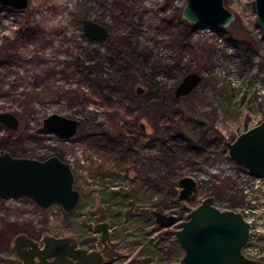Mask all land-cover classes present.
<instances>
[{
    "label": "rangeland",
    "instance_id": "rangeland-1",
    "mask_svg": "<svg viewBox=\"0 0 264 264\" xmlns=\"http://www.w3.org/2000/svg\"><path fill=\"white\" fill-rule=\"evenodd\" d=\"M118 1L124 3L122 13L116 6ZM184 3L185 0H29L25 10L0 6V47L8 49L0 55V111L14 112L19 118V127L13 135L0 126V145L8 142V151L15 156L38 159L59 156L71 164L75 187L80 191L78 209L65 218L58 206L42 210L28 198L0 201L2 264H22L12 256L13 236H4L3 229L9 228L10 232L18 229L35 239L43 233L76 234L81 240L95 242L96 236L85 234L92 223L101 218L111 222L115 246L113 253H108L111 257L105 264H163L175 258L179 248L182 249L174 236L168 237L166 230L154 225L148 216L149 209L171 210L181 220L207 195L215 196L221 205H234L233 166L226 149L217 140L230 139L243 124L264 120V32L257 23L253 0H224L234 14L233 21L224 29L194 26L182 50L162 43L154 45V38H166L158 34L157 15L171 17ZM85 17L101 23H116L119 28L134 27L135 39L148 46L147 60L136 59L133 63L134 74L139 80L134 88L141 86L146 91L142 80L148 79L163 87L160 97H171V117L164 120L171 137L182 121L188 124L189 132L199 129L203 139L189 141L184 155L181 154L184 174L193 176L198 182V192L190 198L178 199V188L168 185L171 179L165 168L166 161L160 156V144H147L157 127L146 113L135 121L136 125L144 124L145 132L128 136L139 138L134 150L128 155L120 152L117 158L98 147L94 141L98 128L93 125L79 126L67 141L36 132L42 119L51 113L77 117L79 107H70L61 98L29 104L22 99L33 82L32 73L36 69L55 67L58 70L70 59V53L79 51L80 40L86 44L78 35L81 19ZM36 25L39 28L36 33L11 39L16 31ZM73 35L77 36L75 40H68ZM8 38L11 39L9 47L6 46ZM191 44L194 51L187 50ZM200 47L206 51L202 61ZM159 62L167 66L163 71L153 72L151 66ZM189 70L197 71L201 81L180 98L187 110V119L183 120V117L174 116L175 96L172 93L170 96L169 90L173 92ZM52 81L55 86L62 85V75L56 73L50 83ZM146 103L142 102L143 109H138V113L145 111ZM98 107L94 102L89 106L96 115V122L109 121V115ZM191 145L202 151V155ZM227 178H230L228 182Z\"/></svg>",
    "mask_w": 264,
    "mask_h": 264
},
{
    "label": "water",
    "instance_id": "water-1",
    "mask_svg": "<svg viewBox=\"0 0 264 264\" xmlns=\"http://www.w3.org/2000/svg\"><path fill=\"white\" fill-rule=\"evenodd\" d=\"M256 20L264 32V0H253ZM2 7L25 10L29 0H0ZM181 18L197 27L224 29L234 19L224 0H185ZM82 34L92 41H104L110 36L107 25L90 18L81 21ZM201 81L197 71L185 74L173 90L175 97L188 95ZM144 88L136 86L137 94ZM0 124L8 130H17L19 118L14 112L0 111ZM80 124L77 117L51 113L42 119L35 130L39 134H52L63 141L73 137ZM138 126L143 130L144 124ZM227 157L246 168L248 173L264 177V122L261 121L241 132L233 141L224 142ZM74 172L70 164L57 155L44 159L15 156L0 149V199L28 198L42 210L58 206L64 212L77 205L80 192L74 186ZM178 198L185 199L197 192L196 180L190 175L178 179ZM155 222L173 226L171 233L183 250L177 260L163 264H264L245 257L241 250L248 239L249 224L241 213L213 205V197L206 196L192 208L186 218L179 220L171 213L150 211ZM101 233L100 250L87 251L78 246L72 235L56 236L43 233L39 239L26 233L16 234L10 247L22 264H101L109 240L107 221L96 223Z\"/></svg>",
    "mask_w": 264,
    "mask_h": 264
},
{
    "label": "trees",
    "instance_id": "trees-1",
    "mask_svg": "<svg viewBox=\"0 0 264 264\" xmlns=\"http://www.w3.org/2000/svg\"><path fill=\"white\" fill-rule=\"evenodd\" d=\"M116 6L121 13L125 10L124 3L121 4L118 1ZM181 9L180 7L178 10H174L171 17L157 15L156 28L159 31L158 34L162 36L166 35V38H154V45L162 43L166 46H171V48L182 50L184 45L189 42L188 40L194 25L181 18ZM24 13L27 12L24 11ZM80 19H78V22ZM26 22L29 23L28 19ZM103 23L108 26L110 36L101 42L103 43L102 46L98 45L97 42L87 39L80 30L78 35L86 44H83L80 40L78 42L79 51L70 53V59L65 62L62 68L58 70L55 67L36 69L35 73H32L31 80L33 82H31L30 88L27 89L22 101L25 104H29L31 101L46 102L53 98H61L70 107H79L77 114V118L80 120L79 126L84 128L86 125H93L98 128L95 132L94 141L99 144V148H103L107 152L109 151V154L115 158L119 157L120 152L128 155L134 150V145L138 142L139 138L128 136L129 134L141 133L135 121L141 115L148 114L151 117L152 125L157 127V129L147 139V142L152 143V145H155V143L160 144V156L166 161L165 168L169 170L168 177L171 179L168 185L176 186L178 178L185 175L181 154L184 155V152L187 150L185 147L189 146V143H193L197 139H203V136L199 135V129L197 128L189 132L188 124L182 121L177 131L171 137L170 128L164 122V120H168L171 117V97H160L163 87L159 84H153L148 79H143L142 82L146 84L144 94L147 95L148 93L149 95L146 97L144 94L136 95L133 92L135 91L134 84L138 83L139 80L135 76L132 66L136 59L144 58L147 60L148 54L146 53V49L148 46L135 39L134 27L132 29L119 28L116 23ZM38 30V25L26 26L23 30L16 31L11 39L14 41L18 37L36 33ZM76 37L73 35L72 37H68V40H75ZM11 39H7V47H9ZM6 50L8 49L5 46L3 48L0 47V55ZM187 50L194 51V45L191 44ZM199 51L201 52L199 58L202 61L205 58L206 51L202 47L199 48ZM195 57H198V55L195 54ZM166 66L167 63L159 62L151 67L153 72L156 70L160 72ZM172 68L173 65L171 66ZM189 72L191 71L189 70L187 73ZM56 73L62 75V85L55 86L53 81L50 83V79ZM72 85L74 87H71ZM171 93L173 94L170 89V96ZM173 98L175 101L173 104L175 109L173 111L174 116L186 120L185 114H187V110L184 104H182V100L180 98ZM144 101L147 102V106L145 111L140 114L141 112L138 113V109H143L141 106ZM91 102L98 105V108L103 113L109 115V121L104 123L96 122L94 111L89 110ZM125 117L130 118L127 120ZM0 126L2 127L1 124ZM7 131L10 135H13L15 132L8 129ZM217 142L221 144V147H224L222 139L220 141L217 140ZM0 147V149L5 150L10 148L8 142H4ZM191 147L196 153L202 155V151L197 150L195 146L191 145ZM162 181L164 182V180ZM1 233L4 236L11 234L14 237L16 234L22 233V231L12 229L10 232L8 228L3 229ZM179 250L171 261L177 260L182 255V251L180 250L179 252ZM12 256L14 259H17L13 252ZM0 264H2L1 260Z\"/></svg>",
    "mask_w": 264,
    "mask_h": 264
},
{
    "label": "flooded vegetation",
    "instance_id": "flooded-vegetation-1",
    "mask_svg": "<svg viewBox=\"0 0 264 264\" xmlns=\"http://www.w3.org/2000/svg\"><path fill=\"white\" fill-rule=\"evenodd\" d=\"M2 8L5 9V8H9V7H2ZM85 18H88V17H85ZM82 19H84V18H82ZM82 19H81V21H82ZM93 42H97V41H93ZM100 42H102V41H100ZM175 98H182V97H175ZM261 121L264 122V120H259V121H256L254 124H251V125L243 124L242 126L239 127V129L237 131H235V133L232 135V137L230 139H225V140L223 139V145H224L225 141H233L241 132L245 131L246 129L252 127L253 125H255V124H257V123H259ZM138 128L140 129L141 133H144L145 130H146L145 128L143 130L140 127H138ZM147 144H151V143L147 142ZM150 146H152V144ZM223 148H225V145H224ZM105 151H106V153H110L109 151L107 152V150H105ZM226 154H227V151H226ZM42 159H44V158H42ZM228 160L231 162V164L233 166V169H232L233 170L232 171V182H231L232 184H231V186H232V192H233L232 199H234V201H235L234 205H231V206L221 205L220 202L216 201L215 196H213V195H207V196H212L213 197V205L216 206L218 209H220V210L229 209V210H233V211L241 213L243 219L249 224L248 239H247L246 244L243 246L241 252L247 258L259 260V261H262L264 263V233H261V234L258 235L259 239H261L263 241L262 244L261 243L260 244H255V242L252 240L253 229L256 228V227L264 228V177L252 175V174L248 173L246 168H243L242 166L236 164L234 161L230 160L229 158H228ZM70 166H71V164H70ZM71 168H72V166H71ZM185 175H188V174H185ZM229 179L230 178H227L226 181L228 182ZM196 183H197V192H198V182H197V180H196ZM74 186H75V182H74ZM225 186L228 187V185H226V184H225ZM175 188H178L177 189L178 190L177 191V197H178V193H179V189H180L179 186H178V180H177V185L175 186ZM196 193L189 195L185 199L190 198L191 196L195 195ZM204 197H206V196H204ZM203 198H201V200ZM178 199H180V198H178ZM79 200H80V198H79ZM180 200H184V199H180ZM78 204H79V201H78L77 205L75 206V208L72 211H70V212H64L63 210L60 209L62 217L65 218V217H68L69 215L75 214L74 212L78 209ZM196 206H197V204L194 207H196ZM194 207H192V208H194ZM192 208H190V210ZM151 210H158V211H161V212H163L165 214H171V210L166 211V210L159 209V208H151V209L148 210V216L151 217V219L154 221V225L157 228L166 230L165 233H166V235L168 237H171V235L174 236L171 233V228H175L174 227L175 225H173V226H171V225L162 226V225L156 223L154 217L152 216V214L150 212ZM173 214H175V213H173ZM185 218H186V216H185ZM181 220H183V219H181ZM102 221H107L108 224H109V227H108V229H109V240L107 241V249L102 254L103 257L105 258V260H104L103 263H101V264H105V263H107L108 259L111 257V255L108 256V253H113V251L115 250V246L112 244L113 239L111 238L112 237L111 231H112V227L113 226L111 225L110 221H108L106 218H101V219H98V220H96V221H94L92 223L90 229L85 234V236L90 237L91 234L94 237L96 236L95 242L94 241H90L88 239L81 240V238L78 237L76 234H73L72 236L77 240V243H78L79 247L84 248L87 251L100 250L103 247V244L100 241L101 233L99 231H95L93 226L96 223H99V222H102ZM65 235L66 234H63V235H60V236H65ZM254 249H256V251ZM182 254H183V252H182ZM112 255L115 256L114 254H112ZM168 262H170V261H168ZM129 264H132V263H129Z\"/></svg>",
    "mask_w": 264,
    "mask_h": 264
},
{
    "label": "built area",
    "instance_id": "built-area-1",
    "mask_svg": "<svg viewBox=\"0 0 264 264\" xmlns=\"http://www.w3.org/2000/svg\"><path fill=\"white\" fill-rule=\"evenodd\" d=\"M261 233H264V228L256 227L253 229L252 240L255 242V244H260V243L262 244L263 243V241L261 239H259V237H258V235ZM254 250L256 251V249H254Z\"/></svg>",
    "mask_w": 264,
    "mask_h": 264
}]
</instances>
